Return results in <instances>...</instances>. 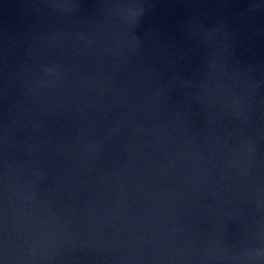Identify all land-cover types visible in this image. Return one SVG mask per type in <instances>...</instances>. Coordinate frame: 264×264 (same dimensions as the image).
Wrapping results in <instances>:
<instances>
[{
	"label": "water",
	"instance_id": "1",
	"mask_svg": "<svg viewBox=\"0 0 264 264\" xmlns=\"http://www.w3.org/2000/svg\"><path fill=\"white\" fill-rule=\"evenodd\" d=\"M0 264H264V0H0Z\"/></svg>",
	"mask_w": 264,
	"mask_h": 264
}]
</instances>
